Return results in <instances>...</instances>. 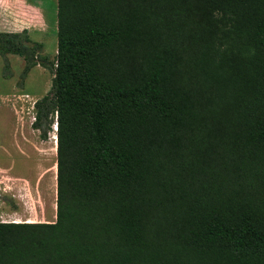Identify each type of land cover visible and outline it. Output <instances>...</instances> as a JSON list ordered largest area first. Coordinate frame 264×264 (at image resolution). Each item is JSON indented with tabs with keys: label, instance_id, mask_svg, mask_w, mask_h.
Returning <instances> with one entry per match:
<instances>
[{
	"label": "trees",
	"instance_id": "obj_1",
	"mask_svg": "<svg viewBox=\"0 0 264 264\" xmlns=\"http://www.w3.org/2000/svg\"><path fill=\"white\" fill-rule=\"evenodd\" d=\"M57 38L0 32L57 127L56 220L0 264H264V0H57Z\"/></svg>",
	"mask_w": 264,
	"mask_h": 264
},
{
	"label": "rangeland",
	"instance_id": "obj_2",
	"mask_svg": "<svg viewBox=\"0 0 264 264\" xmlns=\"http://www.w3.org/2000/svg\"><path fill=\"white\" fill-rule=\"evenodd\" d=\"M24 30L27 45L42 44L38 55L54 64L57 0H0V32ZM25 67L21 57L0 56V221L50 223L56 220L57 127L54 121L44 139L33 123L35 103L49 93L54 76L38 65L24 78Z\"/></svg>",
	"mask_w": 264,
	"mask_h": 264
},
{
	"label": "crops",
	"instance_id": "obj_3",
	"mask_svg": "<svg viewBox=\"0 0 264 264\" xmlns=\"http://www.w3.org/2000/svg\"><path fill=\"white\" fill-rule=\"evenodd\" d=\"M56 144H57V138H56ZM54 208V207H53Z\"/></svg>",
	"mask_w": 264,
	"mask_h": 264
},
{
	"label": "bare ground",
	"instance_id": "obj_4",
	"mask_svg": "<svg viewBox=\"0 0 264 264\" xmlns=\"http://www.w3.org/2000/svg\"><path fill=\"white\" fill-rule=\"evenodd\" d=\"M55 144H56V142H55ZM56 146H57V144H56ZM57 176V175H56Z\"/></svg>",
	"mask_w": 264,
	"mask_h": 264
},
{
	"label": "water",
	"instance_id": "obj_5",
	"mask_svg": "<svg viewBox=\"0 0 264 264\" xmlns=\"http://www.w3.org/2000/svg\"><path fill=\"white\" fill-rule=\"evenodd\" d=\"M57 137V136H56Z\"/></svg>",
	"mask_w": 264,
	"mask_h": 264
}]
</instances>
